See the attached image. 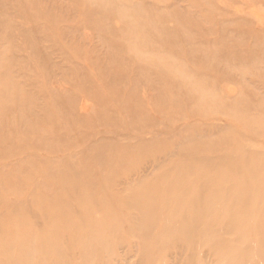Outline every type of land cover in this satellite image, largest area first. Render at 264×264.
I'll use <instances>...</instances> for the list:
<instances>
[{
    "label": "rangeland",
    "instance_id": "obj_1",
    "mask_svg": "<svg viewBox=\"0 0 264 264\" xmlns=\"http://www.w3.org/2000/svg\"><path fill=\"white\" fill-rule=\"evenodd\" d=\"M0 103V264H264V0H0Z\"/></svg>",
    "mask_w": 264,
    "mask_h": 264
},
{
    "label": "bare ground",
    "instance_id": "obj_2",
    "mask_svg": "<svg viewBox=\"0 0 264 264\" xmlns=\"http://www.w3.org/2000/svg\"><path fill=\"white\" fill-rule=\"evenodd\" d=\"M158 70H159V69H158ZM159 72H161V70H160ZM159 72H158V73H159ZM162 77H163V76H162ZM162 77H161V78H162ZM159 79H160V75H159ZM170 97H171V96H170ZM0 104H1V103H0ZM0 106H1V105H0ZM2 107H3V105H2Z\"/></svg>",
    "mask_w": 264,
    "mask_h": 264
}]
</instances>
